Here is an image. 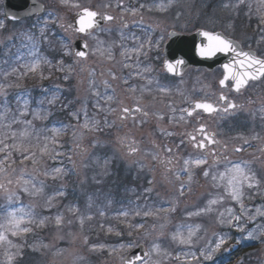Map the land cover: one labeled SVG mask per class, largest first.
<instances>
[{
    "label": "rangeland",
    "instance_id": "374dc122",
    "mask_svg": "<svg viewBox=\"0 0 264 264\" xmlns=\"http://www.w3.org/2000/svg\"><path fill=\"white\" fill-rule=\"evenodd\" d=\"M38 1L47 5V13L43 17L19 24H10L6 21L0 4V22L3 23V27H0V51H4L9 57L14 52L13 48L16 53L22 46L27 49L34 43V48H44L51 55L58 57L55 65L56 73L51 72L52 67H49V64H42L35 73L27 71L29 75L33 74L30 86L25 89L27 91L15 88L20 94L34 92L35 95L37 93L39 99L37 107L30 111L33 113L30 118L31 125L19 124L18 130H15L18 134L16 139L9 138L6 141L9 144L21 143L19 132L27 128L31 135L23 140V146L28 147L30 152H35L36 162L33 163L32 159L23 160L20 151L10 149L19 160L11 155L4 165H0V168H3V171H0V184L4 185V188L0 189V221L4 219L8 211H16L23 215L20 212L21 209L24 212L31 211V219L34 221L29 224L26 217V223L22 227H30L32 231L28 233L17 236L7 234L8 240L18 245L21 253L15 257L13 264H123L122 258L141 244L149 253L148 264H184L183 253L193 251L198 254L199 249L209 245L214 246V242L221 236L228 237L227 243H229L233 239L228 231L236 230H238L237 236L242 235L238 237L239 243L261 246L264 236V216L257 215L256 209L264 211V206L247 207L249 203H256L258 199L264 200V172L262 169L254 168L259 165L253 167L248 164L251 171L255 173L259 186L253 189L244 187L242 203L245 208L243 211L240 203L233 201L227 195L222 182L217 181L214 186V182L210 178H205L200 169H193L191 191H186L183 197L179 195L180 184L187 181V175L182 172L183 160L189 156L201 155L190 149H187L189 152L185 154H182L180 150L175 153V148L184 147L181 141L188 139V132L190 130L194 132L198 128L197 118L189 120L181 109L190 108L197 100H209L211 94L219 90L218 82L221 77L218 74L201 71L187 72L178 82L179 91L176 97L169 99L170 103L167 107L164 102L165 113H156L160 107V103L156 104V99H151L152 97L147 94L139 96L137 93V96L133 97L134 103L142 106L149 115L137 120H124L120 118L123 115L122 109L128 105L132 97H128L129 95L125 92L122 80L118 82L119 89L114 90L115 79L109 75L114 68L111 62L113 59L109 60L97 51L98 47H111L118 54L120 53L118 58L121 60L117 70H122L125 56L121 53L127 43L131 42L133 48L140 42H145V50L150 51L158 47L162 33L167 38L166 32L175 28L176 22L182 32H194L199 29L222 31L229 37L241 41L243 28L238 26L235 20L239 16L236 13L245 7V4L224 8L225 3L235 4L236 0H220L221 3H214L217 4L216 6L212 3L215 0H174L172 6L166 11H160L157 6L160 3L167 4V0H122V3L121 0H70L69 5L62 4L61 0ZM75 2L85 7L94 5L95 10L102 13L101 15L113 16V22L107 25L103 34L117 37L116 42L100 46L99 33L90 35L85 39L90 47V53L83 61L75 59L71 54L73 42L80 37L73 28L67 27L73 25L77 14V9L71 7V3ZM141 4L144 5L143 8L140 7ZM105 5L108 6L105 7ZM133 8L137 9L135 14L130 12ZM231 10L236 13L229 14ZM45 21H47L46 27ZM124 23L129 24L131 29L125 30ZM41 27H45L46 39L41 37ZM28 35L35 36L34 42L28 39ZM133 35L138 40L132 39ZM149 39L153 42L151 48H148L146 43ZM41 58H44V55ZM104 58L106 62H102ZM61 60L63 65L59 63ZM0 64V83L14 86L10 80L14 63L0 61ZM101 65L106 67L103 69ZM60 68L63 70H59ZM5 72L9 73L6 79L3 75ZM36 75L41 76V82H34ZM65 76L68 79H65ZM105 80L110 83V88L105 87L103 83ZM92 83L95 87H90ZM53 90L58 93L54 94ZM9 91L10 88H7L6 99ZM95 91H99L101 95H94ZM54 95V105L57 103L66 105L64 110L69 123L56 137L57 143L55 145L49 143L50 154H42L41 149L47 142L45 137L51 138L53 133L51 130L40 129L41 125L34 123L33 119L37 117V114L40 117L43 116L44 109L53 104H49L48 101L53 99ZM166 95L164 94V97ZM107 96H113L114 99L108 101ZM3 99L4 97H0V101ZM145 103L147 108L144 107ZM74 113L78 116L73 115ZM181 116H184V119H180ZM85 119L99 121V124L96 127L90 125L86 129L83 127ZM105 121L109 123L106 124ZM203 125L208 129V119ZM10 129L12 128H7L6 131ZM6 131L0 127V136L8 134ZM169 132L172 135L166 134ZM130 147L138 149L135 154L129 151ZM169 148L172 149L171 152L167 150ZM56 152L62 154L57 156ZM106 160L110 162L107 167ZM115 162L127 170L144 174L148 182L146 187L140 185V188L143 187L141 195L146 196L142 199L143 201L136 203L141 205L140 209L137 206L129 207L130 210L126 211L128 215H123L122 222H119L125 227L124 233L116 234L121 242L114 241L109 244L108 237L103 239L99 237V231L102 229L99 223L106 220L107 213L101 215L100 208L94 202L89 201L88 205L80 203L84 200L83 196L89 193V187H94L97 181L103 182L108 179V175L105 176L102 173L106 170L109 173ZM57 167L63 169V172L53 179V175H56L53 170ZM225 170L212 169L214 173ZM177 173L181 175L180 180L176 179ZM25 179L31 180L37 188L42 186L43 190L35 192L30 184L27 186L28 191H25L23 184ZM61 191L64 195H57ZM10 193L14 194L11 201L7 199ZM221 196L224 197L223 200L213 206L211 213L187 217L186 211H195L199 207L206 206L209 200L219 199ZM161 207H175L176 211L160 212L158 215L147 217L143 215L146 210L155 212ZM227 209H232L235 215L241 216L239 226L244 229L243 231L239 230L235 221L231 226L226 222L223 224L220 222V213H224L225 221L228 219ZM137 211H140L141 215H135ZM58 215L62 218L60 225L55 222ZM250 215L254 218H250ZM89 216H91L90 220L87 219ZM81 218H84L83 225L80 222ZM40 220L45 222L38 226ZM141 224L143 227H137ZM178 225H190L193 228L196 225L200 226V231L193 238L191 246L180 245L172 240ZM181 231L185 236L187 235L186 227ZM249 231L257 234V239H247ZM129 244L131 247H128ZM154 244L159 245L158 252L154 250ZM121 245L124 247L121 248ZM6 250L11 253L18 251L17 248H10L7 243L0 244V262L5 259ZM223 250L224 246L216 253L213 261L205 262V264H217L215 260L220 257V252ZM178 254L181 257L180 260L175 258ZM234 264H241V258Z\"/></svg>",
    "mask_w": 264,
    "mask_h": 264
},
{
    "label": "snow or ice",
    "instance_id": "6c2138e0",
    "mask_svg": "<svg viewBox=\"0 0 264 264\" xmlns=\"http://www.w3.org/2000/svg\"><path fill=\"white\" fill-rule=\"evenodd\" d=\"M245 2L246 0H236L235 4L225 3L223 7L224 8L239 7L240 5L245 4ZM61 3L64 5H69L70 0H61ZM121 3H122V0H121ZM173 3H174V0H167V4L160 3L157 7L160 11H166L169 7L172 6ZM259 4H260V7H258L256 11L257 13L260 14L259 18H260L261 24H264V11H262V9H264V0H259ZM107 6L108 5H105V7ZM71 7L77 9V14H76L77 18L75 22L76 26L73 27V25H68L67 27L73 28V30L78 33H84L86 35H91L97 29H100L101 31H105V29L101 28V22L102 21L110 22L114 19V17L111 15H107V14L101 15L97 11H94L88 7L82 6L78 2L71 3ZM140 7L143 8L144 5L141 4ZM249 7L251 6L249 5ZM42 8L43 6H40L39 10H42ZM136 11L137 9L135 8L130 9L131 14H135ZM11 18L15 19V17H11ZM46 24H47V21L44 22L45 27H46ZM0 27H3L2 22H0ZM45 27L40 28V34H41V37L46 39ZM124 27H127V25L125 24ZM65 30L67 31V28ZM200 35H202L206 40V43L201 45V47L199 48L200 56L205 57V58H211V57L216 56L218 53L232 54L233 56V59L228 64L223 65L224 75H223V78L219 81V85L221 88L231 87L235 92L239 93L241 89L245 88L249 84L250 81H259L261 79H264V57H258L256 54H254L251 51H243L242 49H240L239 45L235 41L229 39L222 33L206 30V31H202ZM122 38H124L123 34H122ZM131 38L134 40H138V38L135 37L134 35ZM28 39L34 42L35 36L28 35ZM262 39H264V37H262ZM100 43L102 44L103 42H100ZM146 43H147V47L151 48L152 43H153L151 39H149ZM33 47H35L34 43H33ZM85 47H87L86 44H85ZM145 49H146L145 42H140L139 45L136 47H133L131 49L125 48L124 51H122L121 55L125 56L126 59H131L132 53H136L137 55L139 54L147 55V51ZM97 51L99 52L101 56H106V58L109 60L114 58L111 47H98ZM65 54H69V53H65ZM86 55L87 53L83 50L75 52V56L79 58H84L86 57ZM59 63L63 65L62 60L59 61ZM182 63H183L182 60H176L175 64L166 62V68L168 72H175L176 66ZM42 64H50V61L46 60L45 58L36 57L33 59V61L29 65H27V71L30 73H35L37 72L38 69H40ZM124 67H130V65L128 63H124ZM59 70H63V68H60ZM148 70L149 69L147 68L144 69V71H148ZM16 71L17 69L15 68L12 69V72H16ZM3 75H4V78L6 79L9 73L5 72ZM109 75L111 76L112 79H117V75L115 73L109 72ZM41 76L43 78L42 73H41ZM65 79H68V77L65 76ZM124 82L127 83V80L125 79ZM103 83L106 88L111 87L110 83L107 80H105ZM10 87H12L11 84L0 83V97H4L3 101H0V104H2L3 106V112H0V122L4 121L5 119L4 113L8 111L7 99H6V96H7L6 89ZM90 87H95L94 83L90 84ZM160 90L165 91V89L163 88H161ZM132 91H136V89L133 88ZM93 94L96 96L101 95L99 91H95ZM113 99H114L113 96H107L108 101H112ZM54 100H55V95L53 96V99L48 101V103L52 104ZM219 100L223 102L224 104V107L222 109L217 108L212 103L195 102L194 105L191 107V109L183 108L181 109V112L186 113L188 117H192L193 114L197 110H203L204 112L211 114V113L219 112L221 110L225 113H228L230 109L237 108V105L234 102L230 101L229 98L225 96L223 93H221V95L219 96ZM23 104L26 108L27 105L29 104V101L27 99H24ZM111 111H115V109H111ZM173 111L175 110L173 109ZM261 111H264V109H261ZM122 112H123V115L120 117L121 119H126L128 116L133 115V113H141L144 117H147L149 115L147 111H144L140 107H136L135 109L124 107L122 109ZM26 114H27L26 112L20 113L21 117L25 116ZM73 115L78 116V114L76 113H74ZM85 116H87L86 113H85ZM37 118H44V117H40L37 114ZM160 118L162 119L163 117L161 116ZM133 119H135L134 115H133ZM180 119H184V116H181ZM12 123H23L26 125H31L32 121L16 120L14 118ZM105 123L108 124L109 122L105 121ZM98 124H99V121H95V120L89 121L88 119H85V123L83 127L87 129L90 127V125L91 127H96L98 126ZM2 126L10 128L9 124H4ZM109 126L111 125L109 124ZM51 131L53 133L52 137L51 138L45 137V140L47 142L44 144V147L41 149L42 154H45V153L50 154L49 153V143L53 145L57 143L56 137L60 135V133L62 132V129L53 128L51 129ZM196 132L199 134V138L196 134H192V133H189L188 136H189L190 142L192 143V146L195 149H197L201 153V155L189 156L188 158L183 160L184 167L182 169V172L187 175V181L182 182L180 184L179 195L183 197L186 191H189V192L191 191L190 184L193 179V169H200V171L202 172V175L205 178H210L214 182V186L216 185L217 181L222 182L227 195L233 201L239 202L240 208L243 211L245 208V205L242 203V198L244 195L243 193L244 187L246 186L248 189H253L259 186V181L256 178L255 173L251 171L250 166L248 165L247 162L233 163L229 161V163L231 164V167L226 168L224 172H218V173H214L210 167H204V166L209 165V159H208L209 155L213 157L216 156L215 151H212L210 153L208 149L210 145H214L215 143H217V141L214 139V134L210 135L206 131L205 126L203 124L199 126ZM166 134L172 135V133L170 132ZM17 135H18L17 132L11 131L10 136L8 134H4L0 136V153H6L4 158L0 159V165H4L5 161L11 157L12 152L10 151V149L20 151L21 155L23 156V160L32 159L33 163L36 162L34 159L36 155L35 152H30L28 147L23 146V140L28 138L31 135L30 131L27 128L19 132V138H20L21 143L9 144L6 142L9 138L15 140ZM184 143L185 142L182 140L181 144H184ZM137 150L138 149L136 147L129 148V151L131 153H135ZM167 150L169 152L172 151V149L170 148ZM240 150H241L240 148L236 149V151H240ZM61 154L62 153H59V152L55 153V155L57 156ZM153 158H155V156ZM224 159L226 160L227 158L224 157ZM109 163L110 162L106 160L105 166L107 167ZM212 163L219 165L221 163V160L213 159ZM0 171H3V168H0ZM53 171L56 175H53L52 178L56 179L57 176L63 172V169H61L60 167H57ZM108 174L109 173L107 170L104 173H102V175H105V176ZM93 179H95V177H93ZM176 179L177 180L181 179L180 173L176 174ZM9 183H11V181H9ZM149 183H151V181ZM23 184L25 185V191H28L27 186L30 184L35 192H40L43 190L42 186L40 188H37L36 185L32 184L31 180L29 179L23 180ZM3 188H4V185L0 184V189H3ZM13 195L14 194L10 193L7 199L11 201L13 198ZM57 195L63 196L64 193L61 191V192H58ZM223 198L224 197L221 196L219 199H211L207 202V205L204 207H199L195 211H186V215L187 217L190 218L192 216H202L205 214H209L213 211V206L217 205L221 200H223ZM50 201H51V198L49 199V202ZM168 211L175 212L176 208L175 207H171V208L161 207V208H157L155 212L146 210L143 212V215L147 217L151 215H158L160 212H168ZM20 212H22L23 215L18 214V212L16 211H8L6 212L4 219L0 221V244L7 243V245L10 248L18 249L16 253H11L6 250L5 259L3 262H0V264H13L15 257L17 255H21V253L19 252V246L13 244L11 240H8L7 234L10 233L12 236H17L21 233H28L32 231L30 227H27V226L22 227V225L26 223V217L28 218L27 223L29 224L34 223V221L31 219L32 212L31 211L24 212L23 209H21ZM227 212H228V219L226 221L224 219V213H220V222L222 224L226 222L229 226H231L233 225V222L235 221L237 222L236 226L239 228V230L243 231L244 229L239 226V221L241 220V216L235 215L232 209H227ZM256 214L260 216H264V211L257 208ZM101 215H103V212H101ZM122 215L127 216L128 213L124 212L122 213ZM135 215L139 216L141 215V212L137 211ZM250 218H254V217H251L250 215ZM87 219L90 220L91 216L87 217ZM61 220L62 218L58 215L55 220L56 224L60 225ZM44 222H45L44 220H40L38 226L43 225ZM80 222H81V225H83L84 218H81ZM137 227H143V225L142 224L137 225ZM185 227L187 228L186 236L184 232L181 231V229ZM109 231H112V229L110 228ZM199 231H200L199 225H196L195 228H193L190 225H187V226L178 225L176 232L172 236V240L177 241L180 245L191 246L193 243V238L197 235ZM117 235H119V233H117ZM247 239L255 240L257 239V234L249 231L247 233ZM227 241H228V237L221 236L219 237L217 241L214 242V246L209 245L203 249H199L198 254L197 252H193V251H188V252L183 253L184 264H193V262H197V264H205V262L213 261L216 253H218L221 250V248L227 244ZM93 247L95 248V246ZM100 247L102 248L103 246L101 245ZM123 247L124 245H121V248ZM128 247H131V245L129 244ZM153 248L155 251L157 252L159 251V245L154 244ZM113 251H116V250L113 249ZM148 255L149 253H145V256H148ZM175 258L177 260H180L181 257L178 254ZM122 259L124 260V264H138V262L139 264H148V261L143 259L140 256H136L135 259H131V258H122Z\"/></svg>",
    "mask_w": 264,
    "mask_h": 264
},
{
    "label": "flooded vegetation",
    "instance_id": "af4514ba",
    "mask_svg": "<svg viewBox=\"0 0 264 264\" xmlns=\"http://www.w3.org/2000/svg\"><path fill=\"white\" fill-rule=\"evenodd\" d=\"M0 2L3 5V1ZM86 7L96 11L94 5ZM175 15L178 16V14ZM112 22L113 21L105 22L103 29H105L107 25L111 24ZM72 24L74 25V20ZM125 24L127 25V27H124L125 30L131 29L129 24L124 23V25ZM174 24L175 28H171L168 32H166L167 38L162 33V39L159 42L158 47L147 51V55H137L136 53H132L131 59H126L125 57L124 63H128L130 67H124L122 70H117L121 60L118 58L120 53L118 54L116 50L112 49L114 56L113 60L111 61L113 63L112 66L114 67L112 72L116 73L117 75V79H115L114 83V90L119 89V81L122 80L124 82L126 79L127 83L124 82V90L129 95L128 97H132V99L128 101V105L126 107L130 109L140 107L144 110L142 106L134 103L135 101L133 99L135 98L133 97L137 96V93L139 96L142 94H147L149 97H152L151 99L157 100L156 104L160 103V107L156 110V113H165L163 111L164 102L167 107V104L170 103L169 99L173 98V96L176 97L177 91H179L178 82L180 79L166 75L163 68V52L164 47L169 39L170 32H180L178 22ZM163 30L165 31V29ZM94 33H99L98 44L100 46L104 45L105 43L111 44L116 42L115 40L117 37L103 34V31L100 29ZM100 42L103 43L101 44ZM125 48L131 49V42L127 43ZM106 61L107 60L104 58L102 62ZM101 67L104 69L106 66L101 65ZM145 68L149 70L144 71ZM215 72L216 74L220 73L222 77V72L220 70H216ZM133 88H135L136 91H132ZM161 88L165 89V91H161ZM221 93L227 96L230 101L234 102L237 105V108L230 109L228 113H225L221 110L219 113L208 116V118H201L197 122L199 128V126L208 119V129L206 126L205 129L210 135L214 134V139L217 141V143L214 145L209 146L208 151L210 153L215 151L216 156L213 157L209 155L208 167L213 170L218 169L221 171L231 167L229 161L233 163L247 162L253 167L254 165H259L255 166L254 168L259 170L262 169L264 172V111H261V109H264V79L258 83L250 84L245 91L240 93H236L231 87L223 89L219 88V90L217 89L214 94H211V97L208 101L214 104L216 107L221 106L220 109L224 107L223 102L219 100ZM164 94L167 95L164 97ZM144 107L147 108L146 103L144 104ZM133 115L135 119H133ZM133 115L128 116L126 119L137 120L141 117H144L141 113H133ZM197 129H195V133H193L192 130H190L189 133L196 134L199 138V134L196 132ZM185 144H191V147L197 152V149L192 146L190 141H186ZM237 148H240L241 150L236 151ZM178 150V147L175 148V153ZM224 157L227 159L225 160ZM213 159H220L221 163L219 165L213 164ZM256 172L259 174L258 171ZM234 242L238 241L235 240ZM241 252H243L242 246L240 247L239 253ZM237 258V255H232L229 257L223 256L218 261L223 262L222 264H234V262L238 261L236 260ZM245 259L246 260L243 258L242 264H253L257 261V254L248 255Z\"/></svg>",
    "mask_w": 264,
    "mask_h": 264
},
{
    "label": "trees",
    "instance_id": "16d2710c",
    "mask_svg": "<svg viewBox=\"0 0 264 264\" xmlns=\"http://www.w3.org/2000/svg\"><path fill=\"white\" fill-rule=\"evenodd\" d=\"M212 3L219 4L221 3V1L215 0ZM217 4L214 5L216 6ZM249 5L251 7H249ZM258 7H260L259 0H246L245 7L239 9L237 13L232 10L229 12V14H239L236 19V23L239 24L241 28H243L242 35L243 39L245 38L244 40L242 39V41H244L243 43L248 44L249 42H252L253 45L254 43H258V41L261 40L262 37H264V24H261L259 18L260 14L256 11ZM262 11H264V9H262ZM253 36L256 37L253 38L252 41H250L249 38ZM261 42L262 44H264V39H262ZM24 48L25 47L22 46L21 50L16 53L14 50L15 48H13L12 51L14 52L9 57L5 55L4 51H0V61L4 63L13 62V68L17 69L16 72H12L11 70L10 80L14 83V86L10 87L7 98L8 111L4 113L5 119L0 126L4 131L9 128L3 127L2 125L4 124H9L10 128H12L14 131L18 130L19 124L23 123H12L13 119L15 118L16 120H30L31 115H33V113H31L30 111L38 105L37 101L39 99V94L36 93L34 95V92L30 94H20V92H17L15 90L16 88L23 91L30 86V79L32 78L33 74L29 75L27 73L26 64H28L29 61L33 60L36 57H42V55L44 54L45 59L50 61L49 67H52L53 70H51V72H57L55 67L56 62L58 61L57 56L51 55L50 52L48 50H45L44 48L36 49L33 47V45L32 47H28L27 49ZM22 66H24L25 68H23ZM40 75H36L34 82H41ZM53 91L54 94L58 93L56 90ZM40 96L44 97L41 94ZM24 99H27L29 101V104L26 108L23 104ZM65 107V104L59 105L57 103L54 105L53 103L52 105L44 109V113L42 116L44 117L43 120H41V118L35 117L33 119V122L39 123V125H41L40 129H43V131H48L53 128L62 129L66 124L69 123L68 116L66 115L67 113H65L66 110H64ZM0 112H3L2 104H0ZM21 112H26L27 116L25 115L21 117ZM12 129L6 131L8 135H10ZM5 155L6 153H1L0 159H3ZM12 155L15 156L17 160H19L16 154ZM143 176V174L127 170L123 166L113 165V167L109 170L108 179H105L103 182H97L94 187H89V193L83 196L84 200L80 204L88 205V202L91 201L97 204V206L100 208V213H107V215H105L106 220L100 221L99 223V226L102 228L99 231V237L102 239L104 237H108L107 242L109 244L113 243L114 241H117L118 243L121 242L116 234H121V232L124 233L125 230V227L122 224H119V222H122L123 219L122 213L130 210L129 207L137 206L138 209H140L141 205L136 203L146 198V196L141 195L143 187H146L148 182V179L144 178ZM140 185H142L143 187L140 188ZM104 209L105 211H103ZM85 216L87 215L85 214ZM110 228L112 229V231H109Z\"/></svg>",
    "mask_w": 264,
    "mask_h": 264
},
{
    "label": "water",
    "instance_id": "95a60500",
    "mask_svg": "<svg viewBox=\"0 0 264 264\" xmlns=\"http://www.w3.org/2000/svg\"><path fill=\"white\" fill-rule=\"evenodd\" d=\"M40 6L42 5L36 1L30 2L28 0H5L6 18L12 22H18L23 19L34 17L35 15H42L44 12V7L42 8V10H39ZM11 17H15V19H12ZM101 26H103V21L101 22ZM201 32L202 31H199L191 36H183V35H178L176 33L171 34V40L167 45L165 51L166 62L175 64L176 60H182L183 63L176 66L175 72H168L165 63V70L167 73L173 76L180 77L189 68L205 69L207 71H213L217 68H221L224 71L223 65L228 64L233 59L232 54L218 53L216 56L211 58H205L200 56L199 48L201 47V45L206 43L205 38L202 35H200ZM80 34L86 35L84 33H80ZM236 43L239 45L240 49H242L240 44L238 42ZM85 44H86L85 42L78 41L74 45L73 48L74 55L76 51H80V50H83L87 53L86 57L80 59H85L88 56V47H85ZM250 82H257V81H250ZM199 112H203L205 115L209 114L204 112L203 110H197L193 114V116ZM237 250L238 247L233 246L229 250V253L232 254ZM145 253H147L145 246L140 245L137 249L131 252L126 258L135 259L136 256H140L143 259L147 260L148 256H145ZM262 254H264V248L262 249Z\"/></svg>",
    "mask_w": 264,
    "mask_h": 264
}]
</instances>
